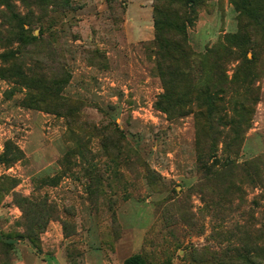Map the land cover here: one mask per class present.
<instances>
[{"label":"rangeland","instance_id":"rangeland-1","mask_svg":"<svg viewBox=\"0 0 264 264\" xmlns=\"http://www.w3.org/2000/svg\"><path fill=\"white\" fill-rule=\"evenodd\" d=\"M184 1L0 0V264H264V0H204L162 79Z\"/></svg>","mask_w":264,"mask_h":264},{"label":"trees","instance_id":"trees-1","mask_svg":"<svg viewBox=\"0 0 264 264\" xmlns=\"http://www.w3.org/2000/svg\"><path fill=\"white\" fill-rule=\"evenodd\" d=\"M204 0H185L181 6L185 7V16L182 21L171 20L165 18V20L159 18V14H163V9L157 8L156 12L158 16H155V27L157 31L156 35V56H157V65L160 76L162 79H165V76L170 72L169 70L173 67H177L178 72L181 75L188 76L191 71L194 70L191 63L196 59L206 58V55L195 52L189 44L188 38V28L192 27L195 21L198 19L199 7L203 4ZM20 18H16V21L20 24ZM174 31L175 35L164 34L163 31ZM221 51H224L226 55H230L231 52L229 49L223 48ZM209 52V51H208ZM224 61H227V58H223ZM164 112H170L168 106L161 105L160 102L156 104ZM9 148L7 145L6 149ZM22 151L19 147L13 149V154L10 158L4 159L6 165H12L16 160L22 159ZM201 169L204 170L205 175H210L211 170L206 164L201 163ZM14 188V187H12ZM21 204L24 215H29L26 208L35 210L36 215H41L40 210L43 208L47 209L46 213L50 212V208H47V202L41 203L40 199H34L32 197H21ZM45 226L42 225L41 229H44ZM264 228V227H263ZM33 225L27 224V237L32 241L34 240ZM40 229V230H41ZM35 242V241H34ZM126 264H143L139 256H133L129 258Z\"/></svg>","mask_w":264,"mask_h":264}]
</instances>
